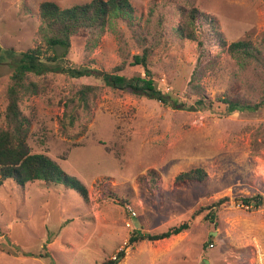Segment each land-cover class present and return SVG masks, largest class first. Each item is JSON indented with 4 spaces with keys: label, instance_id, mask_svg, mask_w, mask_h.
<instances>
[{
    "label": "rangeland",
    "instance_id": "rangeland-1",
    "mask_svg": "<svg viewBox=\"0 0 264 264\" xmlns=\"http://www.w3.org/2000/svg\"><path fill=\"white\" fill-rule=\"evenodd\" d=\"M43 1L0 0L1 47L46 48L39 15ZM51 1L65 8L90 0ZM130 1L134 27L119 20L97 40L79 33L72 37L67 62L60 58L51 65L110 72L123 64L120 75L144 76V67L133 64L143 53L138 39L143 35L149 43L158 41L149 58L156 81L180 103L116 90L95 72L32 76L47 86L20 103L31 120V151L49 155L81 180L89 198L61 184L6 180L0 186V264H104L121 250L126 255L116 264H206L205 259L251 264L256 246L264 248V203L247 205L237 197L264 191V106L226 113L217 99L240 91L260 102L264 65L243 68L227 47L207 39L203 68L193 79L200 52L173 30L182 18L181 5L193 6L216 21L228 43L261 42L264 57V0ZM63 51L57 46L49 53ZM11 72L7 59L0 64L1 115ZM85 84L96 87L87 108L79 105ZM199 98L214 106L199 108ZM194 167H204L208 180L175 184L180 172ZM223 196L230 200L217 208L215 221L205 218L209 210L192 217ZM184 221L190 228L171 238L129 242L134 232H161Z\"/></svg>",
    "mask_w": 264,
    "mask_h": 264
},
{
    "label": "trees",
    "instance_id": "trees-1",
    "mask_svg": "<svg viewBox=\"0 0 264 264\" xmlns=\"http://www.w3.org/2000/svg\"><path fill=\"white\" fill-rule=\"evenodd\" d=\"M134 11V6L130 0H90L65 8L60 7L55 1L45 0L39 6V15L42 21L41 26L46 48L43 45H37L17 52L13 47L4 48L0 46V64L9 59L12 70L10 83L6 90L8 103L5 112L2 115L0 114V120L6 123V127H0V186L8 179H13L17 184L23 186L28 182L40 180L49 185H64L77 191L84 199L89 198L88 189L81 180L67 173L49 155L31 151L27 141L31 120L21 109L20 103L26 96L38 95L44 92L47 86L46 83L42 84L32 79V76L62 71L73 77H81L92 75L95 72L103 77L106 85L116 90L145 95L160 100L166 105L178 106L179 99L159 86L152 69L149 67V58L153 53V46L158 44V41L155 40V42L149 43L143 35H138V39L143 43V53L135 55L133 64H140L144 67V76L139 74L132 76L120 75L118 72L123 69V64L117 65L110 72L95 70L90 67L79 69L67 65H51L52 62H56L60 58L65 59L72 44V37L79 33L86 31L90 33L93 40H97L100 39L108 26L113 27L119 20H124L134 27L136 25ZM180 14L182 18L179 24L173 27V30L177 37L194 42L200 52V61L197 63V70L193 79L200 73V68H203L207 39L215 40L218 45L227 47L231 56L237 59L243 68L252 67L254 64L259 63L264 65L261 42L254 44L250 40H238L228 43L218 29L216 21L193 6L186 8L185 5H181ZM205 34L208 36H204ZM57 46L64 49L62 54L49 53ZM65 60L67 62V59ZM91 94L96 96V87L85 84L79 90V105L87 108ZM217 99L224 104L226 113L234 111L253 112L260 106H264V88L261 100L258 103L252 102L240 91L234 94L227 92L217 97ZM195 104L199 108L205 109L209 106L213 107L214 101L199 98ZM69 118L70 124H73L75 114L72 113ZM150 174L153 180H156L155 171L151 170ZM142 178L145 179V177ZM208 178V171L204 167H194L180 172L175 178V184L205 182ZM237 197L247 205H251L253 201L255 206H261L264 203L262 194L254 196L238 195ZM228 200H230L229 196H223L217 201L195 210L192 217L195 218L204 210H209L205 218L215 221L217 208ZM190 226V221H184L161 232H134L129 237V242L133 244L144 240H163L188 230ZM118 254V257L122 258L126 255V252L121 250ZM117 258L109 259L104 264H116Z\"/></svg>",
    "mask_w": 264,
    "mask_h": 264
},
{
    "label": "built area",
    "instance_id": "built-area-1",
    "mask_svg": "<svg viewBox=\"0 0 264 264\" xmlns=\"http://www.w3.org/2000/svg\"><path fill=\"white\" fill-rule=\"evenodd\" d=\"M264 199V191L261 192ZM136 215V212H133ZM256 251L252 257L251 264H264V248L260 245L256 246Z\"/></svg>",
    "mask_w": 264,
    "mask_h": 264
},
{
    "label": "water",
    "instance_id": "water-1",
    "mask_svg": "<svg viewBox=\"0 0 264 264\" xmlns=\"http://www.w3.org/2000/svg\"><path fill=\"white\" fill-rule=\"evenodd\" d=\"M206 264H210V261L208 259H205Z\"/></svg>",
    "mask_w": 264,
    "mask_h": 264
},
{
    "label": "crops",
    "instance_id": "crops-1",
    "mask_svg": "<svg viewBox=\"0 0 264 264\" xmlns=\"http://www.w3.org/2000/svg\"><path fill=\"white\" fill-rule=\"evenodd\" d=\"M174 236H176V235H174ZM171 238V237H170ZM166 239H168V238H166Z\"/></svg>",
    "mask_w": 264,
    "mask_h": 264
}]
</instances>
